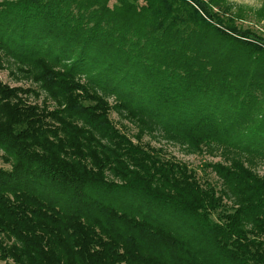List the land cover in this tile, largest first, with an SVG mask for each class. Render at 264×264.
Returning a JSON list of instances; mask_svg holds the SVG:
<instances>
[{
  "label": "trees",
  "instance_id": "16d2710c",
  "mask_svg": "<svg viewBox=\"0 0 264 264\" xmlns=\"http://www.w3.org/2000/svg\"><path fill=\"white\" fill-rule=\"evenodd\" d=\"M216 8L0 0V263L264 264V36Z\"/></svg>",
  "mask_w": 264,
  "mask_h": 264
},
{
  "label": "rangeland",
  "instance_id": "374dc122",
  "mask_svg": "<svg viewBox=\"0 0 264 264\" xmlns=\"http://www.w3.org/2000/svg\"><path fill=\"white\" fill-rule=\"evenodd\" d=\"M212 1L219 5L220 8H216L215 10L224 17L223 19L226 23L239 29H248L264 36V2L262 0ZM0 80L9 86H28V83L10 67L0 69ZM109 101L113 104V97H110ZM111 118L121 123L115 113H111ZM122 123L127 124L126 121ZM130 132H134V129L130 128ZM143 141L149 142L150 145L154 147L162 146L168 155L173 156L176 160L186 163L190 168L196 170L202 179H213L212 175L204 174L205 171L203 170L205 165L224 162L217 150L201 149L195 152L177 142L165 141L161 136L155 133H153L152 136L144 135ZM251 161L253 171L259 176L264 177V159H252Z\"/></svg>",
  "mask_w": 264,
  "mask_h": 264
}]
</instances>
